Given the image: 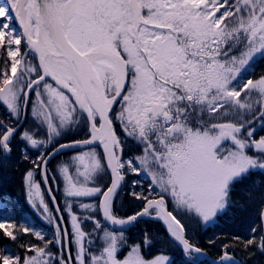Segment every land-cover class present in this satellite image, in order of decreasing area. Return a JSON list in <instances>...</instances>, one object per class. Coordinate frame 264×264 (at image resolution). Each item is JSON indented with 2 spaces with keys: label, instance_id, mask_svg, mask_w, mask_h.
<instances>
[{
  "label": "snow or ice",
  "instance_id": "1",
  "mask_svg": "<svg viewBox=\"0 0 264 264\" xmlns=\"http://www.w3.org/2000/svg\"><path fill=\"white\" fill-rule=\"evenodd\" d=\"M0 51L6 111L0 167L14 151L30 160L27 199L55 229L45 240L33 227L17 233L10 230L15 225L0 222L13 242L25 234L39 241L21 244L23 257L0 254V264H172L163 252L145 258L142 246L162 239L147 231L120 258L128 238L111 226H133L145 217L163 223L186 264H200L202 249L188 238L183 217L194 214L207 224L256 199L260 223L248 239L223 244L213 264H248L257 252L264 255V136L257 139L254 126L264 130V73L247 78L264 60V0H0ZM79 131L84 139H67ZM128 140L141 155L124 156ZM65 150L72 154L56 170L76 245L67 260L69 229L57 222L64 220L60 206L49 209L34 179L39 170L47 183L48 164ZM131 174H146L150 184L129 193L142 207L120 218L114 203ZM253 174L261 179L234 199L237 185ZM50 245H60V252ZM239 246L246 258H236Z\"/></svg>",
  "mask_w": 264,
  "mask_h": 264
},
{
  "label": "trees",
  "instance_id": "2",
  "mask_svg": "<svg viewBox=\"0 0 264 264\" xmlns=\"http://www.w3.org/2000/svg\"><path fill=\"white\" fill-rule=\"evenodd\" d=\"M4 60L5 55L2 51H0V68L4 67ZM254 68V74H252L248 78L256 79L261 73H264V60H258ZM256 107L257 106L254 105V108ZM3 113L4 111H0V118H5L2 115ZM31 125L32 123L29 120L28 126ZM118 126L119 125L117 124L118 133L121 135L123 141V133L120 132ZM254 126L257 127V132L255 133L256 138L258 139L259 137L264 136V130L260 129V125L256 123L254 124ZM84 137V132L79 131L71 134L69 137H67V139ZM17 154L19 157L20 153L17 152ZM70 154H72L70 150H65V154L57 155L51 161L49 165V176L51 182L53 180L51 177L56 178L57 175L56 166L61 161L66 160L67 155ZM141 154L142 148L134 141L128 140L125 143V157ZM32 167L33 165L30 163V160L24 159L16 160V164L11 165V167L8 168L9 170L5 169L4 167H0V200L2 202L4 201V204L0 205V222L5 223L6 226L15 225V229L10 230H14L17 233H19V229L21 227H26L24 222V217H26V215H33L36 217V212L29 207L26 185L24 182L25 172ZM37 177L40 179L39 171ZM260 179V174H253L252 177L245 180L241 185H237L236 191L233 193L234 199L239 197L241 188L251 185L253 180ZM130 182L131 180H129V183ZM145 182L150 184V178L148 177ZM261 191H264V189H262ZM154 192L157 193L158 190H153L152 193ZM129 193V185L125 184L122 192L114 203L115 213L118 217H126L131 213L136 212L141 206L140 201L132 198ZM259 195L260 191H257L256 196L259 197ZM165 199L169 201V207L171 208L172 205L170 198L168 196H165ZM259 209L260 201L259 199H256L251 203L245 202V206L243 208L239 206L230 207L226 213L218 215L213 222L205 224L199 219V221H197L199 222L198 224H195L191 228H188L189 239L193 243L206 250L210 255L218 258L220 255V248L223 244L232 242L234 237H241L245 240L249 238L250 227L260 223V217L258 214ZM145 231L162 238L156 241L152 246H150L152 250L155 251L154 253L163 251L162 249H165L164 251L166 252L167 250L171 255L181 256L179 259L184 261L186 264L187 258L184 256L182 248H180L178 244L173 243L168 239V233L165 231V227L159 221L154 219L141 220L133 229L124 232V235L128 238L126 248H130L129 246L140 243ZM209 241H215V245L210 244ZM29 243H39V241H37L36 238L31 234H25L23 236L18 235V240L16 242H13L5 237L3 230H0V254L20 255L21 257H23L25 255V252L24 249L20 247V245H26ZM40 246L43 247V244H40ZM49 247L53 253L60 252V245H50ZM5 248H7L9 251L5 252ZM72 249L73 246L71 244V252L74 258L76 253ZM126 250L124 248L122 249V251L120 252V258H123V256L127 254ZM154 253L147 255V257L153 255ZM235 253L236 257L239 259H241L242 257L246 258L248 256L247 252L242 251V246L236 247ZM31 254L32 253H28V255ZM64 259L67 260L66 248ZM74 264H76L75 260ZM200 264L213 263L209 262L208 260L200 259ZM248 264H264V255L257 252L254 256H252L251 259L248 260Z\"/></svg>",
  "mask_w": 264,
  "mask_h": 264
},
{
  "label": "water",
  "instance_id": "3",
  "mask_svg": "<svg viewBox=\"0 0 264 264\" xmlns=\"http://www.w3.org/2000/svg\"><path fill=\"white\" fill-rule=\"evenodd\" d=\"M45 184H46L47 189H48V187L50 186L49 183L47 182V183H45ZM50 194H51V196H54L53 192H51ZM54 204H55V206L57 205L56 199H55V201H54ZM60 214H61V213H60ZM62 222H63V221H62ZM63 224H64V222H63ZM112 227L117 228V229H126V228H128V227H130V226H123V227H122V226L116 225V226H112ZM202 252H203V255H204V256H208L207 253H205L204 251H202Z\"/></svg>",
  "mask_w": 264,
  "mask_h": 264
},
{
  "label": "rangeland",
  "instance_id": "4",
  "mask_svg": "<svg viewBox=\"0 0 264 264\" xmlns=\"http://www.w3.org/2000/svg\"><path fill=\"white\" fill-rule=\"evenodd\" d=\"M16 27L19 29V25H16ZM40 151H42V150H40ZM41 190H42V188H41ZM42 194H43V190H42ZM43 196H44V194H43ZM44 199H45V196H44ZM35 229L42 232V227H40V226L36 228V225H35Z\"/></svg>",
  "mask_w": 264,
  "mask_h": 264
}]
</instances>
